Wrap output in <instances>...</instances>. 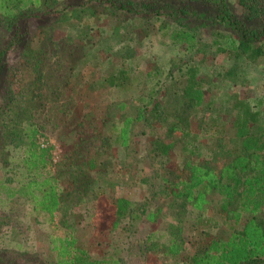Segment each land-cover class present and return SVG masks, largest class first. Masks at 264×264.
I'll list each match as a JSON object with an SVG mask.
<instances>
[{"label": "trees", "instance_id": "obj_1", "mask_svg": "<svg viewBox=\"0 0 264 264\" xmlns=\"http://www.w3.org/2000/svg\"><path fill=\"white\" fill-rule=\"evenodd\" d=\"M64 1L0 0L2 30L15 28L25 18L54 14L56 23L75 32L59 40L48 37L40 45L33 68L35 101L15 104L10 84L0 80L2 100L11 104L8 109L0 104V209L8 215L0 219V227L11 226L10 216L19 215L14 209L23 207L29 223L41 216L52 225L44 262L23 263L125 264L118 254L95 259L77 244L75 230L83 218L74 210L83 207L84 220L96 230H120L129 253L134 249L140 255L150 253L147 245L159 239L157 231L148 230L140 237L137 233L143 224L165 222V242L156 253L161 258L182 264H264V104H251L226 90L239 73L247 75V58L264 56V0H234L239 18L227 0H181L179 6L157 0H77L70 5ZM90 4L103 7L104 20L118 23L109 33L116 43L111 57L121 64L101 74L86 68L97 47L85 43L96 29L88 13ZM95 19L100 23L99 17ZM140 22L143 35L133 37L132 28ZM152 27L164 41L166 58L174 52L177 60L169 64L165 58L146 73L125 67V61L137 56L129 44L145 41ZM202 29L208 31L206 43L200 37ZM226 40L231 63L221 84L208 87L201 68L207 57L226 51L222 45ZM6 47L10 42L0 48V71ZM77 82L116 97L114 107L106 109L108 126L100 136L102 149L95 154L100 158L93 154L76 164L74 154L85 140L88 123L70 121L55 124L58 130L50 131L57 132L50 135L62 147L71 145L54 163L51 147L39 143L44 138L41 117L46 107L68 116ZM140 83L147 91L137 98L131 116L129 101L121 99L130 88L140 91ZM62 96L67 100L60 102ZM133 129L135 136L147 140L129 185L138 200L118 194L125 190L122 177L116 184L103 181L77 187L80 179L88 180L87 175L77 176L78 171L98 167L102 171L106 158L123 161L122 150L130 146ZM115 185L120 188L113 195L109 188ZM106 189L111 197H104ZM187 228L192 235L186 234ZM12 230L5 234L6 244L0 240V264L3 260L11 264L8 249H22L21 241L9 238ZM215 230L226 237L212 234Z\"/></svg>", "mask_w": 264, "mask_h": 264}, {"label": "rangeland", "instance_id": "obj_2", "mask_svg": "<svg viewBox=\"0 0 264 264\" xmlns=\"http://www.w3.org/2000/svg\"><path fill=\"white\" fill-rule=\"evenodd\" d=\"M157 1L161 4L167 3L173 6L182 5L180 2L181 0ZM227 2H229L234 14L239 18L241 14L238 7L234 4V0H227ZM64 3L70 5L78 2L77 0H65ZM88 13L93 17L96 29L89 34V37L86 40H83H85V43L93 42V45L97 47L95 49L96 53L93 56L94 59H91V62L86 68L92 74H101L106 71L113 70L121 64L119 60L111 57L115 50L116 43L109 33L110 28L118 27V23H115V21L104 20V16L102 14L105 13V11L101 5L90 4ZM96 17L100 18L98 21L100 23H97L95 19ZM142 24L143 22H140L138 27L132 28L133 37H136V35L137 37L143 35L139 33L143 30ZM199 32L203 42H208V31L202 29ZM227 33L232 34V31L229 30ZM74 34L75 32L72 29L56 23V17L54 14L36 18H25L18 22V25L15 28H10L9 30H2L0 28V48L7 46L10 42V47H6L1 58L3 70L0 71V80L10 84V99L12 102L18 105L31 103L36 100L34 97V86L32 84L34 82L35 74L33 73V68L35 69L36 66L35 62L40 45L44 44V41L48 37H53V39L59 40L65 36H74ZM119 36L120 35L117 37ZM140 41L142 42L129 44L130 47L132 46L136 50L137 56L131 61H125V67L131 69L135 67L141 73H146L157 66L158 63L160 64L165 62L166 59V62L169 64H172L177 60L174 52H171L169 57L166 58V53L168 52L165 49L163 43L164 41L157 35L154 27L148 31V38L145 41ZM222 45L226 51L215 54L213 57L212 55L207 57L205 60L206 64H204L201 68V78L208 87H211L212 84H221L224 71L231 63L228 58V54H230L228 41H223ZM262 47L264 51V42ZM212 48L213 47H210L209 50ZM247 61L249 62L245 70L247 75L239 73L234 81V84L232 86L229 84L226 90L228 92L231 91L235 93L240 99H247L251 104L259 101L264 104V56L258 60L247 58ZM218 75L220 76L219 79H217ZM79 84L80 83L77 82L74 86V97L72 105L69 108L70 113L68 116H61L55 110L46 107L44 109L43 116L41 117V125L43 127L41 134L44 135V138L39 139V143L43 148L46 146L51 147V155L54 163L61 158L63 148H66V150L71 148V145L68 144L62 147L61 144L57 142L52 135H50L53 134L50 132L53 128L55 130H58L59 128H57L55 124L70 121L88 123L82 135L85 140L77 147L76 154H74L79 159L76 164H80L82 161L86 162V160L93 156V154L95 155L102 149L100 136L105 132V127L108 126L104 120L106 109L107 107H114L113 105H115L114 103L116 97L110 96L105 89H91L87 84ZM142 86H144V84L141 85L140 83L138 87L140 91L136 90V86L130 88L128 91L129 95L126 93L121 99L125 100L127 98V101H129L130 104L127 109V113L131 116L135 115L134 106L137 104L136 102H138L137 98L146 94L147 90L145 91L144 88L141 89ZM1 87L2 84L0 83V104L7 106L8 109L11 104L8 105V103L2 100L4 95L2 94L3 91L1 90ZM64 100L66 101L67 99L62 96L60 98V102H63ZM29 111L33 114V105L29 107L27 111V115L30 116ZM110 117L111 118L109 120L113 122L115 119L114 113L111 114ZM134 131L135 130L133 129V132L129 135L130 146H128L125 150H122L123 152L121 157L123 161L118 159L119 162H116L115 160L106 158L105 161H103L105 165H102L104 167V170L102 171L99 169L100 167H98L93 171L76 172L77 176L87 175L86 178L88 179L87 181L85 179H80L77 187L86 186L87 184L96 186L103 181L116 184L115 182L117 181V178L122 177L125 190L123 192L118 191V194L136 202L139 195L132 192L129 185L132 184L134 180L136 174H134L133 169H137L140 165L139 159H141V154L143 153L142 146L147 140L144 137L139 138L135 136ZM55 133L57 132H54V134ZM88 138H90L91 141H87ZM113 150L114 149H111L109 151L112 152ZM95 158L98 159L100 157L95 155ZM132 161H135V165L134 163L132 164ZM116 188L119 189L120 187L115 185L113 190L109 188L113 195H116ZM108 192L109 190L106 189L104 193L105 198L111 197V194H108ZM157 200L159 201L160 199ZM159 203H164V201L160 200ZM83 209V207H79L74 210L79 219L83 218L76 226L75 237L77 244L80 247L86 248L95 259H100L102 255L104 256L106 254H112L114 257L118 254L119 258H122V260L127 264H182L181 262L164 259L157 255L160 251L161 245L165 242V222H157L158 224L155 223V225H142L137 233V237L143 236L148 232V230H156L159 239L157 241H152L147 245L150 249V253L140 255L137 253L136 249L130 253L126 251L127 247L122 244L124 243V235L120 232V230L106 233L105 231L101 232L96 230L93 226L89 225L84 220ZM14 210V213H19V215L14 214L13 216H10V224L12 227H0V240L5 244L8 240L6 239L5 234H8L11 228L13 229L11 231L12 236L9 238L14 239V242L17 243L19 241L22 242V249H14L12 251L11 249H8L6 251V256L8 257L9 262L11 264H24L23 262H31L33 259L38 262H44V259L47 258V237L51 233L52 225L45 223V218L41 216L33 217L36 218L35 221L30 218L29 223L26 216L28 212L26 208H15ZM6 213L7 212L5 210L0 209V219L6 218V216H8ZM56 219L57 217L54 216L52 224H56ZM190 232V228H187L186 234H189V236L192 235ZM211 233H214L217 237L222 239L227 235L221 230L211 231ZM7 246H9V244ZM16 252H19V255ZM1 263L6 264V261L3 260Z\"/></svg>", "mask_w": 264, "mask_h": 264}]
</instances>
